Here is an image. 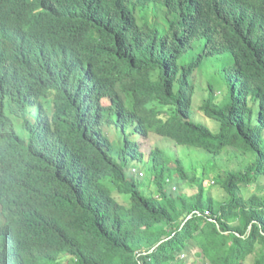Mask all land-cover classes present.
I'll list each match as a JSON object with an SVG mask.
<instances>
[{"label": "trees", "instance_id": "16d2710c", "mask_svg": "<svg viewBox=\"0 0 264 264\" xmlns=\"http://www.w3.org/2000/svg\"><path fill=\"white\" fill-rule=\"evenodd\" d=\"M152 134L250 160L217 201ZM0 264H264V0H0Z\"/></svg>", "mask_w": 264, "mask_h": 264}, {"label": "rangeland", "instance_id": "374dc122", "mask_svg": "<svg viewBox=\"0 0 264 264\" xmlns=\"http://www.w3.org/2000/svg\"><path fill=\"white\" fill-rule=\"evenodd\" d=\"M147 17H148V22L150 21L152 25L154 24L155 27L159 28L160 30H162L165 27V25H163V23L161 22L163 20V17L160 11L157 16L153 15L152 12H149ZM155 21L159 23H156ZM209 68L211 67L204 66L199 71L194 70L192 73V76H195L194 79L192 78L195 85V91L193 97V110L194 111L197 110L198 119L200 120H203V114H199L198 111H199V107L202 104V101L207 96L208 85L209 84L214 85L213 91L217 96H219V92L222 93L223 91L226 90V88H224V82L222 81V79L215 77V74L217 73V68L212 67L213 70H206ZM103 104L108 105L109 101L105 100L103 101ZM11 105H12L11 102L8 100L6 102L7 109ZM204 120L208 126L212 124L211 120L205 117ZM16 125L18 128H20L21 126L20 119L16 120ZM110 132H113V130H110ZM115 134L116 132H113L114 136ZM137 139L139 145L141 146L140 148L141 151L146 155L149 154L150 150L153 147H159L165 151L167 150L168 151L167 153L169 155L175 157L177 156L181 157L186 164H190L194 166L196 168V173L198 175H200L199 168L200 167L204 168L201 169V173L204 172V174L201 175L200 177L201 179L200 183L206 190V194L211 196L217 201L225 200L226 194L220 186L213 184L214 181L213 177L216 178L221 176L224 173V170L229 171L231 169H237V168L243 169V167L246 164V161L249 162L250 160V157L242 156L238 154L236 151L231 149L224 151L218 157L208 158L206 154L200 152L199 150L176 146V144L173 143L171 140L167 138L155 136L153 134L150 135V137L147 139H142V138H137ZM141 165L145 167V164H141ZM132 167H134L133 171L138 172L137 174L138 176H136V178L139 179L138 182L142 185L143 190L145 192H149V191L151 192V190L153 189V184L150 180V176L149 175L146 176L145 174L143 175L145 170L140 169L141 166L140 167L132 166ZM174 188L186 194H192L196 192V186L188 182H180V181H177L176 183L173 182V189ZM116 197L121 200L120 196L116 195ZM248 261H249L248 263H250L252 259L250 258Z\"/></svg>", "mask_w": 264, "mask_h": 264}, {"label": "clouds", "instance_id": "9594fccd", "mask_svg": "<svg viewBox=\"0 0 264 264\" xmlns=\"http://www.w3.org/2000/svg\"><path fill=\"white\" fill-rule=\"evenodd\" d=\"M149 12H151V10L150 9H147L146 10V14L148 15Z\"/></svg>", "mask_w": 264, "mask_h": 264}]
</instances>
